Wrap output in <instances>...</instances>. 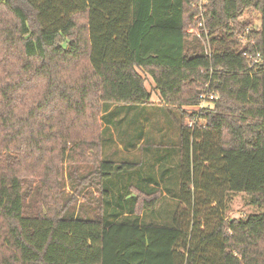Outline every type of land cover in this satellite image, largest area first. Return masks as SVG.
I'll list each match as a JSON object with an SVG mask.
<instances>
[{
  "label": "trees",
  "instance_id": "16d2710c",
  "mask_svg": "<svg viewBox=\"0 0 264 264\" xmlns=\"http://www.w3.org/2000/svg\"><path fill=\"white\" fill-rule=\"evenodd\" d=\"M200 1L0 0V264H264V0H204L211 57ZM139 70L167 110L219 96L181 116L169 225L140 220L163 196L142 165L101 159L107 111L151 104ZM231 194L257 213L227 218Z\"/></svg>",
  "mask_w": 264,
  "mask_h": 264
},
{
  "label": "rangeland",
  "instance_id": "374dc122",
  "mask_svg": "<svg viewBox=\"0 0 264 264\" xmlns=\"http://www.w3.org/2000/svg\"><path fill=\"white\" fill-rule=\"evenodd\" d=\"M244 20L252 21L256 27H260V14L257 12L247 13ZM139 73L144 77L146 88L152 95L151 104L140 107H111L107 111L103 117L106 135L101 159L115 162H136L142 165L140 171L134 176V185L142 180L143 184L136 185L137 189L158 188L163 191V196L156 209L146 211L140 216V220L147 223L154 221L169 225L171 224V215L181 207L180 199L176 196L179 193L178 149L180 138L178 128L181 116H184L185 126L190 127L193 125L189 118L192 113L200 112L203 107L205 109L213 108L214 105L205 103L204 106H200L199 103L198 106H185L182 111L164 109L159 93L155 89L154 80L141 70ZM111 113L112 115L109 116ZM85 167L80 166L81 174ZM163 170L168 172L164 173ZM65 176L66 190L71 192L68 182L69 173H65ZM27 181L30 183L33 178L29 177ZM83 184L88 185V183ZM87 191L79 195L80 203H83V197ZM92 191L97 197L96 190ZM135 193H133V197H136L137 192ZM229 199L227 218L246 217L257 213V209L249 204V197L246 194H231ZM1 224L2 219L0 218V228Z\"/></svg>",
  "mask_w": 264,
  "mask_h": 264
},
{
  "label": "built area",
  "instance_id": "2783aa9c",
  "mask_svg": "<svg viewBox=\"0 0 264 264\" xmlns=\"http://www.w3.org/2000/svg\"><path fill=\"white\" fill-rule=\"evenodd\" d=\"M206 5H207V2L204 0H201L199 2L198 6L200 8V15H199V17H196V21H198L197 27L191 28L188 31V33L196 35L201 40V42L204 46L206 55L211 57L213 49L211 47V42H210V32L206 28L205 18H204V15L206 14V10L204 8L206 7ZM192 6L195 7V5H192ZM256 30H258V29H256ZM248 32H249V29H247L246 32L241 35L240 40L244 44L245 43L246 44L251 43L253 46H255V42L250 41L248 39V37H247ZM244 56L247 58L249 69L259 70L264 66V57L262 56L261 53H259V52H257V53L246 52V53H244ZM218 99H219L218 94H216L214 92L213 93L205 92L202 95H200V106H204L205 103H208L211 105L213 101H217ZM202 109H204V107ZM192 124H193L192 126H194L195 122L192 121ZM192 126H190V127H192Z\"/></svg>",
  "mask_w": 264,
  "mask_h": 264
}]
</instances>
